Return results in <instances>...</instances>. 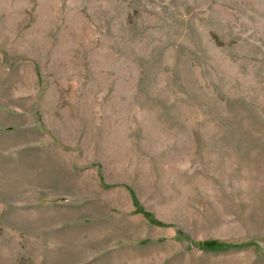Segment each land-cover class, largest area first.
<instances>
[{"label": "rangeland", "instance_id": "1", "mask_svg": "<svg viewBox=\"0 0 264 264\" xmlns=\"http://www.w3.org/2000/svg\"><path fill=\"white\" fill-rule=\"evenodd\" d=\"M0 264H264V0H0Z\"/></svg>", "mask_w": 264, "mask_h": 264}]
</instances>
